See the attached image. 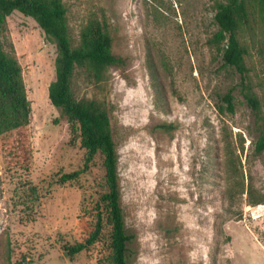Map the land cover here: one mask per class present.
<instances>
[{
	"label": "rangeland",
	"instance_id": "rangeland-1",
	"mask_svg": "<svg viewBox=\"0 0 264 264\" xmlns=\"http://www.w3.org/2000/svg\"><path fill=\"white\" fill-rule=\"evenodd\" d=\"M217 1L61 0L72 47L95 19L120 58L99 77L76 65L70 92L107 110L128 264H264V203L248 195L264 197V151H255L264 133V24L252 16L238 32L254 110L240 74L223 63L224 42H213ZM2 41L21 67L30 116L0 136V264H104L101 243L73 257L62 248L93 229L105 172L48 98L56 45L18 10ZM71 171L75 180L54 182Z\"/></svg>",
	"mask_w": 264,
	"mask_h": 264
},
{
	"label": "trees",
	"instance_id": "trees-1",
	"mask_svg": "<svg viewBox=\"0 0 264 264\" xmlns=\"http://www.w3.org/2000/svg\"><path fill=\"white\" fill-rule=\"evenodd\" d=\"M14 10L31 16L43 30L45 38L55 43V78L48 86V98L53 106L75 121L87 161L97 154L102 156L105 191L97 200L93 229L83 241L64 243L62 248L68 257H73L101 243L105 251L102 257L104 264H128L127 245L131 236L126 232L120 206L117 159L107 110L93 99L76 100L70 92L71 76L76 65H87L99 77L103 68L120 62V58L111 51L112 39L97 20L91 19L81 29L79 44L72 47L61 0H0V136L27 124L30 116L21 67L16 58L3 49L6 17ZM252 16L253 21L259 19L264 24V0L217 1L214 20L218 30L214 33L213 42H224L223 63L234 67L240 74L242 95L256 110L259 101L250 83L245 80V49L238 40V32ZM223 100L228 110L233 112L230 92L223 96ZM255 151H264V133L256 140ZM78 174V171L60 173L54 182L64 184L75 180ZM248 195L251 204L264 203V197L252 198L250 190Z\"/></svg>",
	"mask_w": 264,
	"mask_h": 264
}]
</instances>
